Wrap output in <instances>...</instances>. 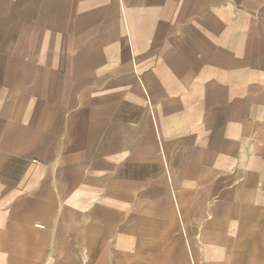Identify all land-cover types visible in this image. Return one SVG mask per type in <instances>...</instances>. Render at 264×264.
<instances>
[{
	"label": "crops",
	"instance_id": "crops-1",
	"mask_svg": "<svg viewBox=\"0 0 264 264\" xmlns=\"http://www.w3.org/2000/svg\"><path fill=\"white\" fill-rule=\"evenodd\" d=\"M0 264H264V0H0Z\"/></svg>",
	"mask_w": 264,
	"mask_h": 264
}]
</instances>
